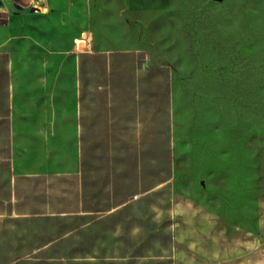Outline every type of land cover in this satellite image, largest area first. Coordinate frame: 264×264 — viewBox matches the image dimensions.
<instances>
[{
	"label": "crops",
	"instance_id": "obj_1",
	"mask_svg": "<svg viewBox=\"0 0 264 264\" xmlns=\"http://www.w3.org/2000/svg\"><path fill=\"white\" fill-rule=\"evenodd\" d=\"M81 51L74 80L72 67L47 60L18 66L8 44L0 49V104L9 128L0 131V264H264V194L257 192L248 131L214 129L224 142L218 164L194 168V149L203 151L190 141L206 129L171 124L169 68L146 66L143 51ZM110 53L124 54L121 65L133 73L169 71L168 106L159 116L171 176L160 181L150 169L159 165L151 147L138 141L152 132V115L139 112L152 113L153 99L122 98L117 112L106 111L97 55ZM94 121L101 128L90 131ZM111 121L114 130L105 132ZM176 176L183 178L172 193L154 192ZM192 183L199 193L190 191ZM114 185L126 191L116 194ZM159 212L170 216L159 220Z\"/></svg>",
	"mask_w": 264,
	"mask_h": 264
},
{
	"label": "rangeland",
	"instance_id": "obj_2",
	"mask_svg": "<svg viewBox=\"0 0 264 264\" xmlns=\"http://www.w3.org/2000/svg\"><path fill=\"white\" fill-rule=\"evenodd\" d=\"M114 35L123 43L111 49L143 51L146 66L169 68L175 128L248 131L264 194V0H0V49L8 44L18 66L64 64L75 80L77 43L99 51ZM139 113L152 115V132L138 141L151 147L160 181L171 176L166 126L155 108ZM182 178L154 192L172 193Z\"/></svg>",
	"mask_w": 264,
	"mask_h": 264
},
{
	"label": "trees",
	"instance_id": "obj_3",
	"mask_svg": "<svg viewBox=\"0 0 264 264\" xmlns=\"http://www.w3.org/2000/svg\"><path fill=\"white\" fill-rule=\"evenodd\" d=\"M100 64V73L102 79L105 81V90L102 96L105 98V108L106 111L110 113H115L121 108L118 104L121 102L122 98H127L129 100H134L137 96L144 98V94L147 97L153 99V109L159 113L164 114L168 106L169 97V71L164 67H154L148 70H143L137 73L129 70L127 67L121 65V59L124 54H101L97 55ZM80 58V57H79ZM81 60V58H80ZM91 70L89 76L91 75ZM136 75V77H135ZM152 80V85L148 86ZM83 83V78L81 76L80 68V83ZM91 81V79L89 80ZM145 83L147 86L144 88ZM91 92L97 95L98 90H91ZM90 92V93H91ZM121 104V103H120ZM2 113V114H1ZM8 115L7 106L0 104V131L9 133L8 119L5 118ZM112 120V118H111ZM90 131L91 127L95 126V130L101 128L102 123L96 121L89 122ZM116 122H105V132L108 130H114L113 127L116 126ZM98 125V127H96ZM94 136L96 131L93 132ZM96 139V138H95ZM95 145V144H94ZM94 154L89 153V160H95ZM105 159L104 156H99V160ZM108 181V180H107ZM127 188V187H126ZM123 185L113 186V192L124 193Z\"/></svg>",
	"mask_w": 264,
	"mask_h": 264
},
{
	"label": "bare ground",
	"instance_id": "obj_4",
	"mask_svg": "<svg viewBox=\"0 0 264 264\" xmlns=\"http://www.w3.org/2000/svg\"><path fill=\"white\" fill-rule=\"evenodd\" d=\"M122 40L120 37L114 35L108 37L104 41V46L107 49L118 47L122 44ZM201 133L203 136L197 138L195 141H190L191 147L196 145L202 148L203 154L199 155L194 149V153L191 159V166L196 168L198 165L201 170H206L207 168L213 167L218 164L220 157V149L224 146V142L221 138H219L213 130H202ZM201 143V144H200ZM255 149V147H253ZM238 160L236 164L233 165V173L235 176L240 175V167L238 165ZM256 188V186H255ZM182 191L181 186H177L175 188V192ZM191 192L199 193L198 188L195 184L192 183V187L190 189Z\"/></svg>",
	"mask_w": 264,
	"mask_h": 264
},
{
	"label": "water",
	"instance_id": "obj_5",
	"mask_svg": "<svg viewBox=\"0 0 264 264\" xmlns=\"http://www.w3.org/2000/svg\"><path fill=\"white\" fill-rule=\"evenodd\" d=\"M35 11H40V9L33 7V8H31V10H30V12H35ZM23 20H24V19H21V21H23ZM85 48H86V42H85V41H79V42L77 43V49H78V50H84Z\"/></svg>",
	"mask_w": 264,
	"mask_h": 264
}]
</instances>
